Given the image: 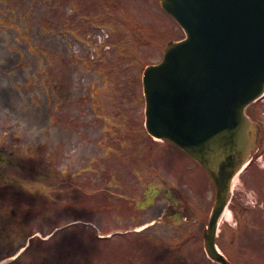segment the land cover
<instances>
[{"label": "rangeland", "instance_id": "rangeland-1", "mask_svg": "<svg viewBox=\"0 0 264 264\" xmlns=\"http://www.w3.org/2000/svg\"><path fill=\"white\" fill-rule=\"evenodd\" d=\"M5 1L1 3L0 0V22L3 24L0 25V151L6 157L10 150L11 162L0 163V264H91V261L104 264L109 242L91 241L89 236L97 230L115 227L133 230L143 219L146 221L169 208V200L163 198L161 191L153 203L145 207L144 215L137 208L141 198L139 186L144 184L140 180L138 183L132 165L139 159L140 151L141 157L136 163H141L135 167L141 179L164 186L174 182L185 192L183 201L186 204L199 203L198 198L191 195V188L193 180L201 174L192 164L189 168L187 160L183 162L185 157L177 150H169L168 158L158 159L147 154V159V151L141 150L143 142H140L131 147L122 145V155L105 157L104 143H98L101 131L104 132L103 115L116 125L129 122L134 111L138 118L141 105L135 106L132 100L138 93L141 95V89L136 88V82L140 84V65L158 61L165 45L182 36V31L156 6L158 0H79L77 10L94 16L98 24H103H89L92 27L89 37L81 25L88 23L83 22V15L71 4L74 0H70L69 5L63 3L69 0ZM56 4L63 21L71 25L73 32L64 35L63 27H59L62 35L56 32L58 24L55 21L60 19L56 15ZM69 13L75 14L76 21L81 22L72 21ZM162 22L168 25L169 31L164 32ZM10 25L11 28L6 27ZM106 32L108 37H105ZM73 33L80 41H69V38L75 39ZM85 39L90 42L88 45L83 42ZM8 43L11 50L6 47ZM105 43L111 44L109 49ZM96 48L98 54L108 51L97 61L109 68L107 86L111 81L112 85L106 89L99 88L105 85L104 70H86L90 67L88 63L84 66L80 63L82 56L90 60ZM118 49L126 51L121 53ZM43 86L48 88L47 95ZM86 86L91 96V91L98 87L94 94L102 102L96 105L87 99L88 95L83 97ZM45 95L49 100L45 101ZM109 128L115 131L112 125ZM117 128L119 130L118 125ZM111 130L108 129L109 134ZM131 133L141 135L133 124L127 125L120 135ZM125 135L123 137L128 139ZM152 145L157 146L147 144L143 147ZM90 152L94 156L91 169L86 167ZM181 178L191 180L189 185H181ZM243 179L249 182L248 175ZM111 180H117L115 184L122 189L111 186ZM208 182L209 203L213 191ZM237 182L235 188L240 186ZM245 186L240 187L244 191L238 192L250 193L251 187ZM73 221L77 223L75 226L62 228L63 224ZM180 227L185 228L184 234L188 235L187 245L179 249L175 246L184 239L172 241L167 247L168 255L177 250L176 256L182 257L185 264H203L198 244L202 240L195 236L199 226L191 222L188 226L180 224ZM173 230L171 225H155L142 233H150L149 237L158 232L166 238ZM49 231L53 234L50 242L38 241L37 237L44 238ZM29 234L37 236L32 239L36 244L32 246L30 242L20 256L9 257L17 247L28 242L26 235ZM124 236L121 246L113 245L109 251L116 264L128 254L137 252L134 245L131 247L128 234ZM87 240L91 244H87ZM263 254L264 248L256 255ZM134 264L138 263L134 261Z\"/></svg>", "mask_w": 264, "mask_h": 264}, {"label": "water", "instance_id": "water-1", "mask_svg": "<svg viewBox=\"0 0 264 264\" xmlns=\"http://www.w3.org/2000/svg\"><path fill=\"white\" fill-rule=\"evenodd\" d=\"M187 32L145 70L147 127L208 170L216 201L204 231L208 254L230 181L253 141L242 107L264 82V0H162Z\"/></svg>", "mask_w": 264, "mask_h": 264}, {"label": "flooded vegetation", "instance_id": "flooded-vegetation-1", "mask_svg": "<svg viewBox=\"0 0 264 264\" xmlns=\"http://www.w3.org/2000/svg\"><path fill=\"white\" fill-rule=\"evenodd\" d=\"M258 107L261 108L260 106ZM252 110L254 113L253 118L259 124V140H257L256 144L258 145V143H261L262 139L264 140V121L257 117V111L255 107H253ZM259 150H255V152L251 156L250 160L253 161L254 164H258V160L261 159L264 155L262 152H259ZM262 179L264 181V177ZM242 195L244 194H234V196H236V201L233 200L232 212H234L233 218L235 219V222L234 224H231L232 226L225 224L221 227L219 234L217 235L218 244L222 250V253L233 264H264V257L259 258L261 260L260 263H255L254 257H251V259L249 260L248 256H246L249 255V253L251 252H256L255 245H253L254 241L250 240L256 236L255 234H252V228L255 226H252V224L247 223L251 222L253 219L256 218L255 212H258L259 208L255 207L256 205L258 207L260 205H264V200H260L259 194H256L255 200L257 204L252 203L253 206H251L250 204L245 203L244 197ZM206 214V210L200 211L198 215L199 220L202 221L203 219H205ZM168 217H170L171 221H173L175 218L174 215H170ZM262 243L264 244V241ZM214 264L220 263L215 262Z\"/></svg>", "mask_w": 264, "mask_h": 264}]
</instances>
